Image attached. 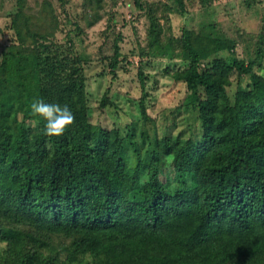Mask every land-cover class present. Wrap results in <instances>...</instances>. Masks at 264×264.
I'll return each mask as SVG.
<instances>
[{
  "label": "trees",
  "instance_id": "obj_1",
  "mask_svg": "<svg viewBox=\"0 0 264 264\" xmlns=\"http://www.w3.org/2000/svg\"><path fill=\"white\" fill-rule=\"evenodd\" d=\"M35 2L31 13L30 0H16L15 38L0 50V264H264L262 48L239 59L237 40L215 25L164 34L155 5L133 0L149 20L141 120L108 130L92 122L90 54L73 31L60 39L51 0ZM171 3L168 22L172 9L187 13L185 0ZM103 4L85 0V19L100 21ZM117 39L107 58L115 78ZM151 58L180 63L164 74L187 91L162 134L146 104ZM37 98L74 114L62 136L31 114Z\"/></svg>",
  "mask_w": 264,
  "mask_h": 264
},
{
  "label": "rangeland",
  "instance_id": "obj_2",
  "mask_svg": "<svg viewBox=\"0 0 264 264\" xmlns=\"http://www.w3.org/2000/svg\"><path fill=\"white\" fill-rule=\"evenodd\" d=\"M154 4L158 12L161 32L172 31L180 36L183 29L200 31L206 25H215L223 35L237 40L235 56L243 60H252L259 48L264 53V0H215L210 8H203L200 0H185L187 13L180 14L175 9L165 17L162 5L166 2L175 6L171 0H146ZM61 23L60 39L67 32L81 42L82 48L91 56L86 66L87 95L92 110V122L104 129H119L133 121L141 120L140 104L143 90L138 73L141 67V54L146 50L149 20L145 11L135 7L133 0H104L102 19L93 23V16L86 18L85 0H51ZM30 12H36L35 0H30ZM16 10V0H0V50L14 41L10 30L11 18ZM88 20L93 25L88 26ZM80 28V31L77 30ZM75 30V31H74ZM121 36V59L124 60L117 71V77L110 72L108 60L114 50L115 41ZM150 64L144 66L148 76L146 84V104L149 114L157 120L156 129L162 134L165 115H170L179 107L187 95L183 84L174 82L164 74L166 68L171 71L178 67L175 63L161 59H147ZM264 72V67L258 69ZM234 82L236 78L233 77ZM109 106L101 109L104 97ZM170 118H172L170 116ZM182 116L177 119L175 132L185 129ZM170 125V120L167 125ZM111 137L114 139V132ZM97 138L98 135H93Z\"/></svg>",
  "mask_w": 264,
  "mask_h": 264
},
{
  "label": "clouds",
  "instance_id": "obj_3",
  "mask_svg": "<svg viewBox=\"0 0 264 264\" xmlns=\"http://www.w3.org/2000/svg\"><path fill=\"white\" fill-rule=\"evenodd\" d=\"M264 75V72L260 73ZM31 114L43 118L44 132L49 137H60L75 122V116L67 105L50 104L34 99L30 104Z\"/></svg>",
  "mask_w": 264,
  "mask_h": 264
}]
</instances>
